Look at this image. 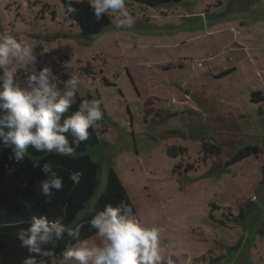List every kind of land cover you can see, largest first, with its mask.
Wrapping results in <instances>:
<instances>
[{
  "label": "rangeland",
  "instance_id": "obj_1",
  "mask_svg": "<svg viewBox=\"0 0 264 264\" xmlns=\"http://www.w3.org/2000/svg\"><path fill=\"white\" fill-rule=\"evenodd\" d=\"M61 4L0 0V33L32 45L58 87L76 76L78 98L101 102L90 152L113 166L135 217L161 229L166 264H264V99L250 98L264 96V0L127 2L131 28L110 15L88 38ZM63 252L45 264H72Z\"/></svg>",
  "mask_w": 264,
  "mask_h": 264
},
{
  "label": "clouds",
  "instance_id": "obj_2",
  "mask_svg": "<svg viewBox=\"0 0 264 264\" xmlns=\"http://www.w3.org/2000/svg\"><path fill=\"white\" fill-rule=\"evenodd\" d=\"M85 0H65L66 11L74 13V4ZM96 20L105 15L117 19V27L131 28L135 19L130 13L127 0H86ZM29 0H23L28 7ZM37 57L32 45L22 42L10 33H0V141L11 148L14 159L23 161L36 152L55 153L74 158L79 145L89 138V129L103 119L101 102L96 99H82L77 110L63 118L80 93V80L71 75L62 82L50 67L36 70ZM20 64V68L14 67ZM18 69L27 72L21 82ZM71 138V140L69 139ZM41 170L47 179L40 182V192L50 203L54 192L63 188V179L53 165L43 163ZM78 183L77 174L72 176ZM62 215L54 220L47 216L31 218L26 229L17 233L21 246L29 256L22 264H45V258L53 255L52 248L67 234L79 236L82 223L73 221L66 225ZM95 229L97 242L80 240L68 244L63 252L65 261L72 264H166L160 248L161 229L149 227L138 220L133 207L126 203L106 204L88 221ZM39 257V259H37Z\"/></svg>",
  "mask_w": 264,
  "mask_h": 264
},
{
  "label": "trees",
  "instance_id": "obj_3",
  "mask_svg": "<svg viewBox=\"0 0 264 264\" xmlns=\"http://www.w3.org/2000/svg\"><path fill=\"white\" fill-rule=\"evenodd\" d=\"M60 1L64 12L77 25L83 38L98 35L111 22L110 15L96 20L86 0L84 3L74 4L77 9L74 13L66 11L65 0ZM181 1L183 0H127L146 6H163ZM230 71L226 70L220 75L224 76ZM250 98L254 102L264 99L259 92L254 91L250 93ZM80 100L77 98V103L63 114L62 120L77 110ZM98 135L95 127L90 128L88 140L79 145L74 158L36 152L30 148L31 155L21 162H17L11 148L0 141V264H22L29 256L27 249L21 246L17 233L29 226L33 216H47L49 220H54L63 214L61 209L66 206L64 223L69 226H72L73 221L83 224L79 236L69 237L65 234L64 238L57 242L52 248L53 255L45 258V261H48L52 257L60 256L66 245H75L78 241L94 235L95 229L88 221L106 204L126 203L133 207L113 166L108 161L95 160L90 152L99 143ZM258 151L256 147L247 146L242 153L256 154ZM43 163L52 164L63 179L62 190L53 193L50 203H45L47 198L40 192V182L47 179V175L41 170ZM74 174H77L78 183L72 179ZM227 248L236 251L239 246ZM231 263L232 261H228L225 255H210L206 262V264Z\"/></svg>",
  "mask_w": 264,
  "mask_h": 264
},
{
  "label": "crops",
  "instance_id": "obj_4",
  "mask_svg": "<svg viewBox=\"0 0 264 264\" xmlns=\"http://www.w3.org/2000/svg\"><path fill=\"white\" fill-rule=\"evenodd\" d=\"M232 69H233V68H232ZM230 72H231V71H230ZM220 73H223V71L221 70V71L218 73V75H220ZM224 76H225V75H224ZM176 87H177V90H178V91H179V90H181V91H183V92L185 91V90H182V88H181L180 86H178V85H177ZM186 92H187V91H186ZM251 92H252V91H251ZM251 92H250V93H251ZM254 92H259V93L261 94L260 91H254ZM184 93H185V92H184ZM186 94H187V93H186ZM261 96H263V95L261 94ZM263 97H264V96H263Z\"/></svg>",
  "mask_w": 264,
  "mask_h": 264
}]
</instances>
